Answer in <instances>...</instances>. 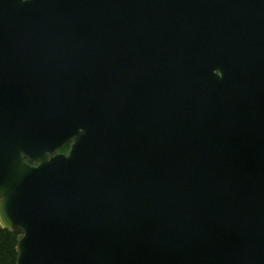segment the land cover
Wrapping results in <instances>:
<instances>
[{
    "label": "water",
    "instance_id": "obj_1",
    "mask_svg": "<svg viewBox=\"0 0 264 264\" xmlns=\"http://www.w3.org/2000/svg\"><path fill=\"white\" fill-rule=\"evenodd\" d=\"M0 226L17 264H264V0H0Z\"/></svg>",
    "mask_w": 264,
    "mask_h": 264
},
{
    "label": "trees",
    "instance_id": "obj_2",
    "mask_svg": "<svg viewBox=\"0 0 264 264\" xmlns=\"http://www.w3.org/2000/svg\"><path fill=\"white\" fill-rule=\"evenodd\" d=\"M20 237L18 230L9 231L0 226V264H17L16 247Z\"/></svg>",
    "mask_w": 264,
    "mask_h": 264
},
{
    "label": "flooded vegetation",
    "instance_id": "obj_3",
    "mask_svg": "<svg viewBox=\"0 0 264 264\" xmlns=\"http://www.w3.org/2000/svg\"><path fill=\"white\" fill-rule=\"evenodd\" d=\"M65 146H68L67 149H65ZM61 150H59V152H63V153H67L69 148H70V143H68L67 145H65Z\"/></svg>",
    "mask_w": 264,
    "mask_h": 264
}]
</instances>
